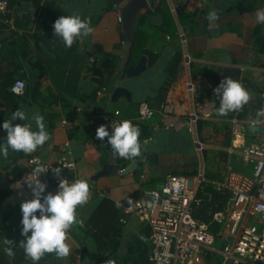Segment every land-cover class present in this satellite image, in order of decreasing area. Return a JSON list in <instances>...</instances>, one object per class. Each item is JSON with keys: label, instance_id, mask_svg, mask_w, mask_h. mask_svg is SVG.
<instances>
[{"label": "crops", "instance_id": "1", "mask_svg": "<svg viewBox=\"0 0 264 264\" xmlns=\"http://www.w3.org/2000/svg\"><path fill=\"white\" fill-rule=\"evenodd\" d=\"M45 1L51 5L44 6ZM133 1L43 0L40 9H36L31 1L23 0L11 11L9 27L2 29L0 38V86L16 79L27 84L24 95L11 101L9 109L0 110V123L10 120L17 109L29 117L39 113L50 140L34 153L45 162L54 161L66 151L65 143L69 141L76 163V169L70 173L120 204L158 189L172 173L204 177L212 183L221 180L228 163L235 110L219 115L220 100L213 89L226 77L238 80L246 88L250 99L239 109L245 125L259 117L264 92V53H256L254 46V30L259 24L256 13L264 10V0H146L147 6L134 18L132 28L136 19L146 16L144 29L149 34L146 48L158 58L150 65L145 54L148 70L130 78L120 68L126 34L118 22L114 4L123 8ZM46 11L54 19L79 15L92 31L76 39L72 47H65L54 35L53 19H47L52 26L50 30L37 28L41 13ZM212 12L218 19H209ZM165 17H172L173 21L168 32L160 28ZM105 54L117 59L116 86L132 92L130 101L125 97L112 101L114 90H97L93 66ZM37 58L50 62L42 77L34 64ZM174 67L176 77L172 80L169 70ZM62 77L72 78L67 83ZM55 81L67 85V92ZM116 102L121 105H114ZM144 102L155 111L150 119L139 118L138 107ZM5 104L0 97V105ZM116 110L121 112L122 120L138 126L142 154L129 161L119 157V173L137 160L133 171L94 180L109 162L112 150L107 137L103 141L97 139L96 130L102 125V115ZM26 122L36 130L34 121ZM16 123L24 122L18 119L13 121ZM4 138L6 131L0 129V142ZM145 139L150 140L145 143ZM28 155L9 149L7 159L0 156V171L5 174L14 166L26 168ZM236 157L242 171L249 172L250 167ZM29 176L27 170L14 183L13 194L3 209L9 215L8 228L14 211L12 205L20 207L24 200L32 198L26 180ZM102 198L95 195L76 209L77 223L69 229L66 241L71 247L70 255L53 259L43 256L38 264H150L149 227L136 217L123 223L119 247L106 254V258H100L84 226ZM24 239L20 236L17 243L20 245Z\"/></svg>", "mask_w": 264, "mask_h": 264}, {"label": "built area", "instance_id": "2", "mask_svg": "<svg viewBox=\"0 0 264 264\" xmlns=\"http://www.w3.org/2000/svg\"><path fill=\"white\" fill-rule=\"evenodd\" d=\"M118 22L123 24V8L114 4ZM8 11V2L0 0V14ZM1 21V19H0ZM27 84L23 79H16L11 91L24 95ZM101 91V90H100ZM99 91V93H100ZM141 119H150L154 109L147 103L138 107ZM240 111L235 110L233 138L227 149L228 163L223 178L213 184L219 190L227 191L230 199L222 211L213 215V223L220 225L215 234L206 223H200L192 215V204L196 201L197 190L204 177H189L185 174H169L162 184L161 191L152 189L133 200L123 208L122 223L129 217H136L149 227L148 239L151 244L150 264H264V136L254 133L257 140L247 142L249 133L239 119ZM102 125L108 126L122 121L121 112L104 114ZM63 124H68L63 121ZM251 125L264 126V92L262 109L259 117L249 122ZM145 139L143 142H148ZM66 151L56 160L43 161L37 154L31 153L26 161L29 178L34 180L33 172L37 167H51L38 179L47 184V191L55 193L61 179L73 182L66 171H74L76 163L70 142L65 143ZM237 155L244 166L250 167L249 173L235 170L232 157ZM59 167L62 172L56 176L52 168ZM89 201L95 195L106 196L104 191H97L89 186ZM97 193V194H96ZM222 242V258L213 247Z\"/></svg>", "mask_w": 264, "mask_h": 264}, {"label": "clouds", "instance_id": "3", "mask_svg": "<svg viewBox=\"0 0 264 264\" xmlns=\"http://www.w3.org/2000/svg\"><path fill=\"white\" fill-rule=\"evenodd\" d=\"M256 18L258 23L264 24V10L258 11ZM209 19L214 21L218 17L212 12ZM53 29L54 35L69 48L76 39L87 36L92 31L89 23L79 15L59 17L54 21ZM213 91L220 100V107L217 109L219 115H227L231 111L241 109L250 99L246 88L231 77L224 78ZM18 119L24 123L13 124V121ZM29 120L34 121L36 130H33L31 123L26 122ZM0 129L6 131V138L0 142V156L5 159L9 155V149L31 154L50 140L44 119L39 113H33L29 117L24 111L17 109L13 111L10 120L0 123ZM139 136L138 126L128 120L112 124L111 131L106 125H101L96 130L97 139L103 141L107 137V144L111 146L113 153L124 159L141 156ZM50 168L37 167L33 172L35 179H26L32 191V198L24 200L20 205L22 214L20 234L25 239L19 246L23 248L25 257L31 264H38L46 253H54L58 258L70 255L71 247L66 242L68 231L77 223V206H83L89 200V185L83 179L71 183L61 179L55 193L47 192V184L41 182L38 177L48 172ZM52 172L59 176L62 170L55 167L52 168ZM119 206L117 202V207ZM13 244L14 241L4 238L3 251L9 257L15 255Z\"/></svg>", "mask_w": 264, "mask_h": 264}, {"label": "trees", "instance_id": "4", "mask_svg": "<svg viewBox=\"0 0 264 264\" xmlns=\"http://www.w3.org/2000/svg\"><path fill=\"white\" fill-rule=\"evenodd\" d=\"M8 2V11L0 14V38L2 29L8 28L10 19L12 17L11 11L20 4L23 0H6ZM31 1L36 9H40L43 0H26ZM49 1H45L44 6H50ZM41 19L37 25L38 29L50 30L52 27L47 19L50 17L54 21V17L50 11L42 12L40 15ZM146 16L142 15L135 20L134 25V37L132 40V46L130 48V60L129 64H136L142 55L147 54L149 57V64L152 65L158 58V55L148 51L146 48L149 34L144 29V22ZM173 24L172 17H165L163 25L160 27L162 31L168 32L170 26ZM254 46L256 53H264V34L262 33V24H257L254 30ZM35 66L40 71V76L45 75V69L50 64L48 59L37 58L34 62ZM44 64V65H43ZM118 67V61L114 56L105 54L100 58V61H96L93 66V73L98 82V89L108 88L109 90H114L116 87L117 76H115V71ZM125 71V70H123ZM170 78L173 80L176 77V67L169 70ZM72 77H62V79L70 83L69 79ZM16 80L10 84H3L0 86V97H3L6 104L0 105V110H4L3 107L9 109L11 101L20 97L11 91L12 85ZM56 85L62 88V90L67 92V85H60L58 81H55ZM36 87L39 89V82ZM59 96V100H61ZM239 119L243 117L240 114ZM137 158V157H136ZM135 159V158H134ZM134 159H124L122 160H134ZM27 172L26 168L20 166H14L9 173H2L0 171V234H3L8 230V219L9 215L3 212L4 207L8 204L9 198L13 194V185L15 182L19 181L24 174ZM70 179H75L74 174L66 171L65 172ZM191 176V175H188ZM230 199V194L227 191L219 190L217 187L209 181H202L196 194V201L192 204V215L200 223H206L210 226L213 233H217L220 229V225L213 223V215L225 209L228 201ZM130 201V200H129ZM128 202L119 203L117 207V202L109 197H103L96 209L93 211L91 216L85 223L84 231L89 233L97 247L100 258H106V254L115 251L120 244V234L122 231L123 223L121 218L123 215V208ZM131 202V201H130ZM80 206H77V209ZM15 255L9 257L5 254L3 249L0 250V264H28L29 260L26 259L24 250L19 244H13ZM219 259L220 255L216 254ZM46 258L53 259L56 257L54 253H46L44 255Z\"/></svg>", "mask_w": 264, "mask_h": 264}, {"label": "water", "instance_id": "5", "mask_svg": "<svg viewBox=\"0 0 264 264\" xmlns=\"http://www.w3.org/2000/svg\"><path fill=\"white\" fill-rule=\"evenodd\" d=\"M147 6L146 0H134L131 4L123 7V28L126 34V42L123 48V60L120 62V68L127 77L135 78L140 76L146 70H148V57L146 55H142L139 61L136 64H129L130 60V48L132 46V40L134 37V30L132 28L134 18L142 11L144 7ZM121 97H125L129 101L132 99V92L124 86H116L114 91L112 92L111 99L112 101H118ZM245 128L250 133H258L261 136H264V126L258 125H245ZM198 147L201 148L200 143L198 141ZM137 160H135L132 165H130L125 171L119 173L120 162L119 157L113 153L111 150V158L109 162L104 165L103 169L100 170L95 176L94 180H97L101 177L117 175V174H127L128 172L133 171L136 168ZM161 187L158 189L161 191ZM48 192V191H47Z\"/></svg>", "mask_w": 264, "mask_h": 264}, {"label": "rangeland", "instance_id": "6", "mask_svg": "<svg viewBox=\"0 0 264 264\" xmlns=\"http://www.w3.org/2000/svg\"><path fill=\"white\" fill-rule=\"evenodd\" d=\"M114 105H119L120 106L121 103L120 102H116ZM247 136H249V137H247ZM247 136H246L247 142L257 140L256 136H252L251 134H248V133H247ZM232 138H233V132H231V139ZM236 156L237 155H234L233 159H232L233 166H234L235 170L242 171L240 164H238V162H237V157ZM244 173H249V172L245 171ZM12 210H14V211H13L12 215L10 216V223H9L10 227L5 232V234H2V236L0 237V250L5 246V245H3L4 238L12 240V241H14V244H16L17 241H19L20 236H22L20 234L21 227H22V225L20 223L21 218H22V214H21V210H20L19 205H16V206L12 205ZM17 244H19V243H17ZM213 247L216 248L219 251H222V242L217 240L213 244ZM219 255H220L221 258L223 257L221 253H219Z\"/></svg>", "mask_w": 264, "mask_h": 264}]
</instances>
